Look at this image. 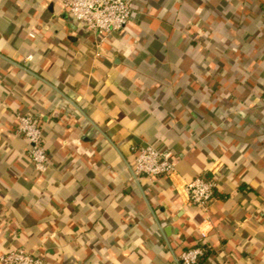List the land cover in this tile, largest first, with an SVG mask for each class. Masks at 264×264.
Segmentation results:
<instances>
[{
    "label": "crops",
    "instance_id": "crops-1",
    "mask_svg": "<svg viewBox=\"0 0 264 264\" xmlns=\"http://www.w3.org/2000/svg\"><path fill=\"white\" fill-rule=\"evenodd\" d=\"M18 113L44 128L45 174ZM146 144L178 156L172 176H135ZM198 176L217 182L206 209ZM195 246L264 264V0H135L101 44L64 0H0V256L180 264Z\"/></svg>",
    "mask_w": 264,
    "mask_h": 264
},
{
    "label": "built area",
    "instance_id": "built-area-1",
    "mask_svg": "<svg viewBox=\"0 0 264 264\" xmlns=\"http://www.w3.org/2000/svg\"><path fill=\"white\" fill-rule=\"evenodd\" d=\"M135 0H64L65 7L75 21L96 35L99 44L114 31L126 28L133 21ZM33 35V33H31ZM16 131L28 141L27 156L40 174H45L51 166V157L44 143V128L32 114L18 113ZM178 156L167 148L146 144L136 154L133 172L138 178L146 176L158 178L172 176L176 171ZM217 182L198 176L186 185L189 200L206 209L215 196ZM204 221H208L205 218ZM207 237V230L201 229ZM206 248L195 246L182 252L180 264H197L204 256ZM3 264H47L44 257L24 248H15L0 256Z\"/></svg>",
    "mask_w": 264,
    "mask_h": 264
}]
</instances>
